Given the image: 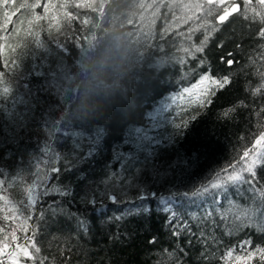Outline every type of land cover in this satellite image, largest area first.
<instances>
[{
    "label": "trees",
    "instance_id": "1",
    "mask_svg": "<svg viewBox=\"0 0 264 264\" xmlns=\"http://www.w3.org/2000/svg\"><path fill=\"white\" fill-rule=\"evenodd\" d=\"M83 1L6 6L28 33L15 46L2 42L5 56L0 47V62L16 65L0 75V246L5 236L9 245L0 264L29 242L40 253L29 248L34 260L19 255L17 264H264L259 254L243 258L264 248V147L256 144L264 134V3ZM47 2L60 16L53 26L42 14ZM178 4L197 12L173 28ZM222 6L230 14L220 22ZM110 35L123 41L126 71L110 81L105 111L85 118L77 107L84 60ZM225 77L223 87L211 83ZM179 97L177 112L154 117ZM245 150L244 177L257 160L254 191L232 180L200 183ZM161 198L174 200L181 234Z\"/></svg>",
    "mask_w": 264,
    "mask_h": 264
},
{
    "label": "rangeland",
    "instance_id": "2",
    "mask_svg": "<svg viewBox=\"0 0 264 264\" xmlns=\"http://www.w3.org/2000/svg\"><path fill=\"white\" fill-rule=\"evenodd\" d=\"M234 1L235 0H224L223 4L227 5L230 2L232 3ZM81 4H82V6L83 5H92L91 0L83 1ZM195 4L199 5L198 3H195ZM233 4H235V3H233ZM45 5L48 6L47 13L44 10L42 11V14H44V16L46 17L45 18L43 16L45 18V22L51 23L52 26L58 24L57 22L60 21V18H59L60 16L58 15V13L54 9L52 10L49 8L48 2ZM45 5H44L43 9L45 8ZM6 6H7V4L4 3V0H0V47L3 49V51H2L3 56H5V54H7L6 53V45L15 46L16 44H18L19 41H21V39H23V37H26L27 33H28L27 32L28 28L25 27L24 25H22V21L20 19L15 20V17L17 16V15H15L16 13L14 11L10 12V10L8 8H6ZM222 8H226V6H222ZM237 9H238L237 6L233 5V8L231 10H232V12H234ZM220 11H221V9H220ZM222 11H223V9H222ZM196 12H197V9H194L192 6H189L187 4L176 5V11H175L176 15L174 16L175 17L174 22H176V25L173 26V28L179 27L180 25L186 23V22H184L185 19H187V20H188V18H189V20L193 19L195 16L194 14ZM6 13L8 16H11V20H7V17L5 15ZM208 19H209V16L206 15L204 23H205V26L208 29H210L209 28V22H207ZM206 27H205V29H206ZM2 42L6 43V45L4 43L2 44ZM15 66L16 65H15L14 61H6L3 63L0 62V75H3L4 73H9V72L13 71V68H15ZM1 83H2V81H1ZM200 87L205 88L206 85L202 83ZM4 96H5V99L7 98L8 100L9 99H15V96H12L11 94H10V96H8L7 94ZM183 100H185L184 97H179L177 99L172 100V105H170V106L166 104L164 107H158V110L154 113V117L163 116L166 112H169L173 109L175 112H177V110L180 108V105L183 103ZM245 151H247V150H245ZM243 154L239 157V159L232 160L230 162V165L224 167V169H223V167L221 168V166H219L220 164L218 166L214 167V169L211 170V171H214V173L211 174L212 175L211 178H209V180H207V181L204 180L200 183L205 184V185L208 184V186H211L213 183H216V182H220L222 184L223 182L226 181L227 183H229L230 180L225 179L226 177H229L233 174L242 175L240 168L244 164V161L246 159V157H244ZM201 176H205V175L204 174L199 175L198 178ZM245 178H247V177H245ZM244 184L245 185L247 184V186H250V188H251L250 189L251 191L249 189L245 191L247 193H251L252 190L255 189V186L253 184H251V185L249 183H244ZM259 186H262V185L260 184ZM197 187H199V186H196L195 188H193L191 190H186L188 192H184V193H193L192 191L195 190ZM151 197H153V195ZM116 198H117L116 195H111L107 198V200L110 201V203H113L114 201H116ZM174 203H175L174 200H171V199H162V198L160 199V204H162L163 207H165V213L169 216L170 222H172L174 219L176 220V218L174 216L173 208L171 207V205ZM4 211H6V210H4ZM177 231L181 234L180 228H178Z\"/></svg>",
    "mask_w": 264,
    "mask_h": 264
},
{
    "label": "clouds",
    "instance_id": "3",
    "mask_svg": "<svg viewBox=\"0 0 264 264\" xmlns=\"http://www.w3.org/2000/svg\"><path fill=\"white\" fill-rule=\"evenodd\" d=\"M87 75L83 81L84 95L77 107L82 117L101 115L107 107V96L112 91L110 81L124 71V45L117 35L102 41L95 52L84 60Z\"/></svg>",
    "mask_w": 264,
    "mask_h": 264
},
{
    "label": "snow or ice",
    "instance_id": "4",
    "mask_svg": "<svg viewBox=\"0 0 264 264\" xmlns=\"http://www.w3.org/2000/svg\"><path fill=\"white\" fill-rule=\"evenodd\" d=\"M207 2H208V4L211 5L214 2V0H207ZM245 2L248 3V2H250V0H245ZM260 2L264 3V0H260ZM4 3L7 4L8 0H4ZM215 3L219 6L220 4L224 3V0H215ZM39 6H40L39 2H37L36 4L31 5L32 8H36V7H39ZM77 7H79V5H77ZM196 7H200V5H196ZM44 11L47 13V11H48V6L47 5H45ZM212 12H213V10L209 9L207 14L208 15H212ZM229 14H230V9L227 8V7L224 8L223 9V14L219 16L218 20L220 22H223ZM5 15L7 17V20H11V16H8L7 13ZM37 19H41V17H37ZM213 31H215L214 28H213ZM260 35L262 37H264V29H262L260 31ZM206 42H207V37H205V40H204V43H206ZM202 50H203L202 47H199V48L196 49V51H202ZM228 63H229V65H231L232 61H228ZM209 79H210V77L207 76V75L203 77V81H207ZM228 82L229 81H228L227 77H225L223 80L213 79L211 81L212 84L217 85L219 87H223ZM262 141H264V134H261L259 139L256 140V144L260 145L261 147H264V144H262ZM243 155H244V157H248L249 156V152L245 151ZM256 164H257V160L253 159V161L251 162V165L245 167L244 171H246L249 174L248 178H245L243 175L233 174V175H231L229 177H226L225 179L232 180L234 182L249 183L250 185L254 184L255 183V179H256V172H255V167L254 166ZM57 171H58L57 169L53 168V174H56ZM0 183H2V182H0ZM211 187L212 188H219V187H221V183L220 182L213 183L211 185ZM254 190L255 189H253V191ZM203 192H208V188L205 187L203 189ZM29 203L31 204V206L33 208L35 207V201H30ZM214 203H216L218 205L219 201H215ZM27 219H31V216H28ZM175 222H176V220L174 219L173 223L175 225V228H179V227L184 226L183 222H181L178 225ZM175 228H174V230H175ZM176 234L177 235L179 234L178 231L176 232ZM16 239H17L16 234H15V232H13L12 233L13 242H15ZM7 240H8V237L5 236L2 246H0V255H4L6 250L9 247V245L7 243ZM150 242L154 243V241H150ZM245 243L249 247H251V241H246ZM29 248H34L35 253H40V251H41L39 247H37L34 243H31V242H29L28 244H24V243L17 244V245H15V248H14L13 251L7 253V260L4 262V264H9V262H10V264H17V260H18L19 255H22L27 260H34L33 253L29 251ZM245 251H246L247 255L245 257H243V258L250 259V258L256 256L257 254H259L261 259L264 260V248L256 247L252 251H248L247 249H245ZM227 255H228V257H231L232 256V251H229V253ZM235 259L236 260H241L242 256L241 255H237L235 257ZM40 264H44V262L41 261Z\"/></svg>",
    "mask_w": 264,
    "mask_h": 264
},
{
    "label": "bare ground",
    "instance_id": "5",
    "mask_svg": "<svg viewBox=\"0 0 264 264\" xmlns=\"http://www.w3.org/2000/svg\"><path fill=\"white\" fill-rule=\"evenodd\" d=\"M237 157L239 156V154L236 155Z\"/></svg>",
    "mask_w": 264,
    "mask_h": 264
}]
</instances>
